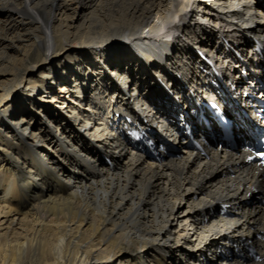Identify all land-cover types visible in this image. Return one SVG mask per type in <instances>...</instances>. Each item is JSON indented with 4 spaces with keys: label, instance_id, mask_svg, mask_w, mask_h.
<instances>
[{
    "label": "bare ground",
    "instance_id": "1",
    "mask_svg": "<svg viewBox=\"0 0 264 264\" xmlns=\"http://www.w3.org/2000/svg\"><path fill=\"white\" fill-rule=\"evenodd\" d=\"M34 1L0 0V42L13 38L16 30L40 24L42 37L35 47L46 62L64 40L55 34L52 22L65 13L67 3L41 0L32 6ZM217 1L222 9L207 10V0H71L72 10L77 5L95 7V17L89 20L99 34L88 43H77V50L95 47L97 51L92 53L100 55L103 68L108 69L115 60L123 64L133 56L124 48L134 49L141 61L138 75L150 74L155 84L149 83L148 88L152 96L158 95L156 99L145 96V84L136 83L134 100H129L126 88L130 80L119 72L118 77L110 73L115 77L111 78L110 97L120 98L123 104L108 101L103 94H91L84 104L87 107L81 105L71 119L62 114L71 103L67 93L69 98L85 96L88 88L75 86V91L65 81L59 90L64 97L50 99V103L41 97L44 103L32 104L34 113L27 123V110L23 116H19V108L8 112L11 90L0 84V264H109L110 256L124 254L122 264H224L219 248L227 249L242 237L256 244L263 261L229 264H264V205L256 197L264 200V172L257 175L250 164L237 166L238 159L232 156L216 154L208 159L188 151L175 123L170 116L166 118L168 106L161 81L169 77L170 66L173 75L186 74L180 58L197 59L190 45L208 52V43L220 30L242 48L243 41H250L234 35L257 31L258 27L250 29L255 0L250 4ZM235 18L241 23H235ZM174 44L173 58L169 54ZM211 53L214 63L227 70L224 49L213 47ZM83 64L96 66L90 57L78 62V66ZM191 69L193 72L195 66ZM212 75L206 66L196 81L198 93L204 94L200 85ZM107 79L102 83L92 78L89 86L96 91L105 89ZM170 80L178 81L176 77ZM17 90L31 99L41 94L38 83ZM36 116L38 126L36 122L32 125ZM155 124L166 127V136L175 147L161 162L152 157L153 152L163 154L160 145L152 151L142 144L135 151L128 142L129 134L144 131L154 135ZM248 196L258 201L249 205ZM222 202L231 204L228 214L211 211ZM178 222L183 225L180 231L174 225ZM189 227L193 231L188 233ZM103 246L106 254L96 253Z\"/></svg>",
    "mask_w": 264,
    "mask_h": 264
},
{
    "label": "rangeland",
    "instance_id": "2",
    "mask_svg": "<svg viewBox=\"0 0 264 264\" xmlns=\"http://www.w3.org/2000/svg\"><path fill=\"white\" fill-rule=\"evenodd\" d=\"M41 0H35L34 3H32V6H35L36 3ZM118 1V0H117ZM136 1V0H135ZM220 1V0H219ZM71 0H63V3L67 5V9L65 13L60 14V19L55 22V20L52 22L53 24V29L55 31V34H58V36H63L64 40H61L60 43L58 44L57 48L54 49V56L47 59L46 62H43V58L39 56L37 49L35 47V43L37 40L42 37L41 33V25L40 24H32L29 27H25L21 31L16 30V35L13 38H9V40H3L0 42V57L3 59H0V84L2 85L1 88H9L11 90L10 92V97L11 99L8 102V112H12L15 109H20L21 113L19 116H23L25 110H27L25 118H27L26 122L30 123L32 115L34 111L31 109L33 105H36L37 102H43L42 98H47V102L50 103V99L53 98H59L64 97V93L60 94L59 90L61 88V85H65V81L68 84V87L73 88V90L76 91L75 86H87L88 92H85V96H77V97H71L69 98V95L67 93L66 97L68 98V101H71L69 106L65 108L62 112V114H65V117L68 115L71 116L69 118L73 119V117L77 114L80 110V106L86 103L87 100L90 99V95H98V94H103L104 97L108 101H113L115 103H119L121 101L120 98H112L110 96H113L110 94L111 92V86L110 82L112 81L111 78H115L114 76H117V73L119 72L120 74H123L126 77V80H130L127 85V95L129 100H134L133 95L135 93L134 89L136 88V83H143L147 88L145 89V96L152 98L154 97L156 99V96H152L150 93V90L148 87H150L149 83H153L152 85L155 84V81L151 79L150 74H146L145 71L139 73V63L141 61L140 57L134 56L135 51L134 49L130 50L129 48H124V46L119 47L116 49V51H119L121 48H124L125 51H129L132 53L131 57H128L123 64H121L120 60H115L114 65L109 67L108 69L103 68L104 65L101 64V56L98 54L92 53V51H97V49L94 47H89L85 49H78L77 50V43L79 42H85L88 43L90 42L93 38L96 37L99 34L96 33L97 30L94 29V26H92V22L89 20V17L93 15L95 12L94 9L95 7L93 6H79L77 5L75 10H72L74 7ZM221 2V1H220ZM216 7H215V4ZM72 6V7H70ZM208 9L214 8V9H222L223 4L219 3L217 0H207V5ZM225 7V6H224ZM98 11H100V7H96ZM75 11V13L73 12ZM95 17V15H93ZM202 17V16H201ZM200 20H203V17ZM88 18V19H87ZM238 18V17H237ZM241 19V18H240ZM235 23L237 22L238 24L241 23L239 22L240 20L238 19H232ZM96 21L100 22L101 20L97 19L96 16ZM215 21L213 22V25L215 24ZM97 22V23H98ZM107 24L111 23V21L108 22L106 20ZM219 22V20H218ZM6 23V22H4ZM91 23V24H90ZM106 24V23H104ZM102 28V26H101ZM102 30V29H101ZM102 32V31H101ZM25 36V37H24ZM11 37V36H10ZM21 37V38H20ZM23 37V38H22ZM8 39V38H7ZM167 39H172L170 37H167ZM178 41V40H177ZM6 43V44H5ZM177 44L173 45V53H170L169 56H175L176 54V48ZM123 50V49H122ZM87 57H90L95 63L96 66H85L84 64L81 66H78V62H82L83 60L87 59ZM195 57V55H194ZM172 58V59H173ZM185 58V57H183ZM182 57L180 58V62L184 66V59ZM183 59V60H182ZM81 60V61H79ZM134 60V61H133ZM171 60V58H170ZM195 60V59H194ZM138 61V62H137ZM117 62V63H116ZM131 62V63H130ZM167 62V61H166ZM170 61L167 64L170 65ZM190 65V64H189ZM102 67V68H100ZM121 67V68H120ZM185 68V66L183 67ZM98 69H102L100 72ZM98 70V71H97ZM134 71L135 78L133 79L132 72ZM184 70V69H183ZM187 71V70H186ZM185 71V72H186ZM188 72V71H187ZM110 73H115L113 74ZM83 76V77H82ZM106 77V78H105ZM120 77V76H119ZM95 79L97 82H102L104 83V86L106 87L105 89H99V90H93V86H89L90 79ZM150 78V79H149ZM132 79L135 80L133 81L132 84ZM47 80V81H46ZM151 81V82H150ZM96 82V83H97ZM169 82V80H168ZM176 82V81H175ZM38 85L41 88V94L40 92L38 93L39 95H35L36 98H32L30 96H27L26 94L21 93L18 91V87L22 86H33ZM130 83V84H129ZM0 90V94H2L3 90ZM106 89H108L106 91ZM90 92V94H89ZM92 92V93H91ZM89 94V97L86 95ZM151 94V95H150ZM13 97V98H12ZM42 97V98H41ZM51 97V98H50ZM65 97V98H66ZM152 98V99H154ZM41 99V100H40ZM134 102V101H133ZM56 103V102H55ZM73 103V105H72ZM33 104V105H32ZM120 104V103H119ZM123 104V102L121 103ZM120 104V105H121ZM136 104L140 105L141 102L139 100L136 101ZM58 105V104H57ZM71 106V107H70ZM72 106L74 110L72 109ZM137 106V105H136ZM87 106L83 107L86 108ZM84 111V109H83ZM31 113V114H30ZM18 117V116H17ZM82 121L85 122L87 119H85V114L81 117ZM69 119V123L72 122V120ZM36 122L37 126L39 124V119L38 116H36L33 121L32 125ZM56 123V122H55ZM58 123V122H57ZM56 125V124H55ZM119 125L116 126V129H118ZM1 142V141H0ZM117 150V149H116ZM115 150V151H116ZM44 157V156H43ZM45 165H48V162L46 160ZM254 201V200H253ZM253 201H249V205H252ZM247 202V200H246ZM220 207L217 206H212L211 211L214 210H219ZM177 218V215H176ZM176 222V220H175ZM176 231H180L183 225H181L179 222L174 223ZM89 231V230H88ZM191 228L189 227L187 232H192ZM182 232V231H181ZM184 233V231H183ZM177 236V235H176ZM186 246V245H185ZM105 247L103 246L100 248L96 253H99L101 255H105L106 253L104 252ZM178 255L177 257H181V254L177 252ZM109 264H122L125 263L123 258L126 257V254L123 256H110ZM210 257V256H208ZM123 262H122V261ZM198 260V259H197ZM186 262V261H184ZM197 262L195 261L193 264H196Z\"/></svg>",
    "mask_w": 264,
    "mask_h": 264
}]
</instances>
